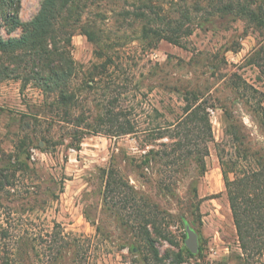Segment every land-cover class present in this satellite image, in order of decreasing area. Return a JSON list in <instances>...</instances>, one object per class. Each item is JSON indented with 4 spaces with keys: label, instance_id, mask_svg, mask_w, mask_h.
<instances>
[{
    "label": "rangeland",
    "instance_id": "rangeland-1",
    "mask_svg": "<svg viewBox=\"0 0 264 264\" xmlns=\"http://www.w3.org/2000/svg\"><path fill=\"white\" fill-rule=\"evenodd\" d=\"M42 2L22 0L20 19ZM224 4L78 0L67 13L77 65L71 115L34 80H0V169L9 170L4 179L0 171V264H173L188 248L187 222L200 249L183 264H247L220 153L264 152V24ZM249 4L264 18V0ZM144 25L179 43L145 36ZM21 32L0 26L4 37ZM187 91L208 102L212 121L204 172L195 155L168 157L176 131L157 130L183 114ZM116 117L139 132L119 135L108 122ZM110 168L164 212L158 257L131 209L106 204Z\"/></svg>",
    "mask_w": 264,
    "mask_h": 264
},
{
    "label": "trees",
    "instance_id": "trees-1",
    "mask_svg": "<svg viewBox=\"0 0 264 264\" xmlns=\"http://www.w3.org/2000/svg\"><path fill=\"white\" fill-rule=\"evenodd\" d=\"M77 1L43 0L35 17L22 21L19 17L22 0H0V26L4 25L9 32L16 29L22 31L20 35L8 37L0 33V80L13 76L22 78L25 82L34 80L49 95H57L58 108H65L67 116L71 115L70 109L76 106V96L71 91V84L77 75V65L71 50L74 31L71 29L72 25L67 23V13ZM212 3H228L219 7L221 11H236L254 22L264 24V18L249 4L257 3V0H212ZM143 32L145 36L155 35L174 43H179L181 38L175 33L164 35L162 29L150 25H144ZM184 99L183 114L175 122L158 126L157 130L176 131L172 134L176 138L173 153L167 152L168 157L173 155L177 159H183L195 155L204 172L205 158L209 155L208 142L214 140L208 102L194 91H187ZM73 120L75 121L72 119L71 122ZM108 122L117 126L119 135L139 132L130 121L120 117L109 119ZM262 123L264 124V112ZM20 154H16V159L25 164L21 161ZM241 159L247 161V164H241ZM220 160L244 258L247 264L259 262L264 256V152L245 148L239 150L237 159L226 160L220 153ZM0 171L2 179L8 178L4 172L9 171L8 168ZM163 189L172 191V186L165 183ZM105 202L119 211L131 209L130 213L143 229L144 240L155 249V256L158 257L159 252L155 246L157 238H168L162 227L164 212L158 204L140 195L114 168L107 171ZM186 252L192 255L188 248L186 251L180 250L176 253L173 264H183Z\"/></svg>",
    "mask_w": 264,
    "mask_h": 264
},
{
    "label": "water",
    "instance_id": "water-1",
    "mask_svg": "<svg viewBox=\"0 0 264 264\" xmlns=\"http://www.w3.org/2000/svg\"><path fill=\"white\" fill-rule=\"evenodd\" d=\"M186 231H187V238L185 241L186 246L192 253L196 254L199 252L200 249L199 234L189 222L186 223Z\"/></svg>",
    "mask_w": 264,
    "mask_h": 264
}]
</instances>
